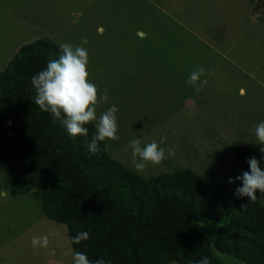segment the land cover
I'll use <instances>...</instances> for the list:
<instances>
[{"label": "rangeland", "instance_id": "374dc122", "mask_svg": "<svg viewBox=\"0 0 264 264\" xmlns=\"http://www.w3.org/2000/svg\"><path fill=\"white\" fill-rule=\"evenodd\" d=\"M40 38L87 49L89 80L98 95L108 90L97 117L119 108V139L105 148L132 171L129 142L162 137L160 146H174L175 155L138 174L188 167L221 182L235 145L264 170L255 136L264 121V0H0V70L19 46ZM200 67L207 85L197 93L186 80ZM8 185L0 168V264H72L66 228L44 216L38 189L10 195ZM258 199L264 206L259 190ZM227 221L190 225L212 242ZM45 235L48 248L33 249L31 238Z\"/></svg>", "mask_w": 264, "mask_h": 264}, {"label": "trees", "instance_id": "16d2710c", "mask_svg": "<svg viewBox=\"0 0 264 264\" xmlns=\"http://www.w3.org/2000/svg\"><path fill=\"white\" fill-rule=\"evenodd\" d=\"M58 44L44 38L22 44L0 70V168L7 174L10 195L39 191L44 216L64 224L70 248L92 261L112 264H227L215 251L237 259L235 264H264V206L257 198H236L253 153L235 145L227 178L203 180L185 167L144 177L105 150L87 148L88 136L72 138L31 101V78L58 59ZM242 205H244L242 207ZM228 216L212 242L190 225ZM87 231L79 245L70 238Z\"/></svg>", "mask_w": 264, "mask_h": 264}, {"label": "clouds", "instance_id": "9594fccd", "mask_svg": "<svg viewBox=\"0 0 264 264\" xmlns=\"http://www.w3.org/2000/svg\"><path fill=\"white\" fill-rule=\"evenodd\" d=\"M81 43L87 44V38L82 37ZM59 47L61 50L59 58L49 60L46 68L32 76L30 91L34 92V95L30 99L43 112L50 114L54 121H60L61 126L72 138L87 137L88 129L85 125L95 121L96 131L91 142L87 144L89 152L95 155L100 151V142L119 139L116 115L119 108L113 104L97 117V105L107 103L108 90L105 89L102 94L98 95L97 85L89 80L87 49L69 43H62ZM205 75L204 68L200 67L189 74L186 84L191 85L198 93L207 85V79H201ZM255 136L257 144L261 146L259 150L262 158H264V121L256 126ZM165 139L162 137L160 143L153 140L143 145L139 138L129 142L132 164L137 172L142 173L149 164L160 165L166 158L175 155L174 146L169 145L167 148L160 146ZM247 163L250 171L243 172L235 180L230 178L228 182L240 181V186L234 193L236 198L247 197L249 201H255L258 190L264 194V170H261L260 161L255 156L249 158ZM89 238L90 234L82 231L71 237L70 241L71 244L79 245ZM49 243L46 235L31 238V245L36 250L48 248ZM72 264H112V262L103 258L92 261L84 252L73 250ZM194 264H210V261L204 257Z\"/></svg>", "mask_w": 264, "mask_h": 264}]
</instances>
